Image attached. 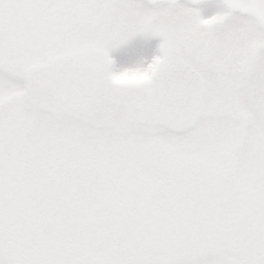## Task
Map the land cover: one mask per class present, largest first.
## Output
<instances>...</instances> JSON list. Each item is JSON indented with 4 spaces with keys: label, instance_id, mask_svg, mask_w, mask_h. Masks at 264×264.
I'll list each match as a JSON object with an SVG mask.
<instances>
[{
    "label": "snow or ice",
    "instance_id": "6c2138e0",
    "mask_svg": "<svg viewBox=\"0 0 264 264\" xmlns=\"http://www.w3.org/2000/svg\"><path fill=\"white\" fill-rule=\"evenodd\" d=\"M223 6L0 0V264H264V0Z\"/></svg>",
    "mask_w": 264,
    "mask_h": 264
},
{
    "label": "rangeland",
    "instance_id": "374dc122",
    "mask_svg": "<svg viewBox=\"0 0 264 264\" xmlns=\"http://www.w3.org/2000/svg\"><path fill=\"white\" fill-rule=\"evenodd\" d=\"M188 1L184 2L180 0L181 3H186L189 7H198L201 9V14L204 18H209L218 12L226 10L221 0L204 2L198 6H193ZM161 43L162 38L159 36L136 35L127 42L112 49L110 54L115 60L117 68L120 70L134 67L141 63L147 66L154 57L160 55L159 46Z\"/></svg>",
    "mask_w": 264,
    "mask_h": 264
},
{
    "label": "clouds",
    "instance_id": "9594fccd",
    "mask_svg": "<svg viewBox=\"0 0 264 264\" xmlns=\"http://www.w3.org/2000/svg\"><path fill=\"white\" fill-rule=\"evenodd\" d=\"M149 65L150 63L147 64V66H144L141 63L137 66L125 68L123 70L115 72V74L120 77L118 82L121 85L128 87H135L146 83L151 78L148 71Z\"/></svg>",
    "mask_w": 264,
    "mask_h": 264
},
{
    "label": "flooded vegetation",
    "instance_id": "af4514ba",
    "mask_svg": "<svg viewBox=\"0 0 264 264\" xmlns=\"http://www.w3.org/2000/svg\"><path fill=\"white\" fill-rule=\"evenodd\" d=\"M110 56H111V54H110ZM111 58H112V60H113V64L111 65V70H115V68L117 69V70H119L120 71V69L119 68H117V64H116V62H115V60L113 59V57L111 56ZM116 71V70H115ZM114 71V72H115Z\"/></svg>",
    "mask_w": 264,
    "mask_h": 264
}]
</instances>
